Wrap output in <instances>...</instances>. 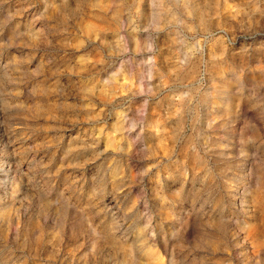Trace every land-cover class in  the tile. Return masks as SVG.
<instances>
[{
    "label": "clouds",
    "instance_id": "clouds-1",
    "mask_svg": "<svg viewBox=\"0 0 264 264\" xmlns=\"http://www.w3.org/2000/svg\"><path fill=\"white\" fill-rule=\"evenodd\" d=\"M0 264H264V0H0Z\"/></svg>",
    "mask_w": 264,
    "mask_h": 264
}]
</instances>
